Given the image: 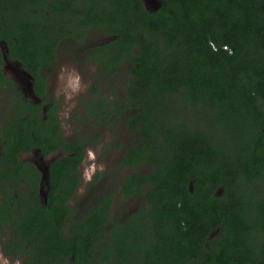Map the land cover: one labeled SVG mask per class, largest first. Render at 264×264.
I'll return each instance as SVG.
<instances>
[{
  "label": "trees",
  "instance_id": "1",
  "mask_svg": "<svg viewBox=\"0 0 264 264\" xmlns=\"http://www.w3.org/2000/svg\"><path fill=\"white\" fill-rule=\"evenodd\" d=\"M160 1L150 11L142 0H0V41L40 99L24 98L0 48L5 254L24 246L23 264H264V0ZM98 30L108 36L89 57L100 77L123 70L125 93L110 100L93 77L84 115L126 112L139 140L120 164L149 167L113 178L123 200L142 197L123 218L111 219L115 189L69 222L85 147L63 135L44 68L62 39ZM28 152L60 153L44 203L39 169L20 159Z\"/></svg>",
  "mask_w": 264,
  "mask_h": 264
},
{
  "label": "rangeland",
  "instance_id": "2",
  "mask_svg": "<svg viewBox=\"0 0 264 264\" xmlns=\"http://www.w3.org/2000/svg\"><path fill=\"white\" fill-rule=\"evenodd\" d=\"M88 36V42H94L100 41L108 35L102 30H98L91 31ZM63 48L66 49V51H61L63 63L57 74L53 73L49 77V81L51 80L49 98L57 102V113L64 134L73 139L80 136L85 147V156L80 166L82 180L71 202L77 207L76 214L78 215L96 202L98 203V199L102 194L116 189L112 201L111 219L123 218L128 210L139 205L142 197L123 200L117 189L119 180L114 181L113 178L115 176L122 178L133 170L148 169L149 165L146 163L138 168H124L120 164L125 149L131 144H136L139 136L136 132L127 128L126 112L114 110L111 107L110 119L97 121L84 115L83 105L87 101L89 86L93 77L99 85L98 93L107 95L110 100L114 99L115 93L122 98L125 93V72L120 70L118 73L100 77L97 74L96 62L82 61L83 59L78 56H73L74 62H72L67 57L68 49L72 48V44L66 42ZM7 96L8 92L0 93V111L4 108ZM57 155L58 153H52V155L43 158L28 152L21 154L20 159L36 161L42 167L49 159ZM98 174L101 177L98 178ZM94 179L97 183L88 186V183L93 182ZM97 186L99 187L96 188ZM9 263H11V260L3 257L0 253V264Z\"/></svg>",
  "mask_w": 264,
  "mask_h": 264
},
{
  "label": "flooded vegetation",
  "instance_id": "3",
  "mask_svg": "<svg viewBox=\"0 0 264 264\" xmlns=\"http://www.w3.org/2000/svg\"><path fill=\"white\" fill-rule=\"evenodd\" d=\"M88 35L86 36L84 42H78V41H75L73 39H70V38H67V39H62L59 43H58V46L56 48V54H55V58L50 61V65L48 66H45L44 68V72L45 74L48 76L47 77V83L45 85L46 87V90L47 92L50 94V86H51V80L49 81V77L51 76V74L55 73L57 74V72L59 71L60 67H61V64L63 63V58L61 57V51H66V49L63 48L64 44L66 42H70L72 44V48L68 49V53H67V57L68 59H70V61L74 62V57L73 56H78L79 58L83 59L82 61H88V62H96L95 60L91 59L89 56L91 55L92 53V45L94 44H97V43H101V42H105L103 40H100V41H94V42H88ZM81 52V54H80ZM8 66H6V64ZM97 67H98V63H97ZM9 69V70H8ZM3 70L4 72L10 77L12 78L17 84H18V87L20 88L21 92H22V95L25 97H30V98H33L34 99V102H38L40 101V99L37 97V95L34 93V88H33V84H34V81H35V77H33L32 74H30L26 69H24L22 67V64L20 61L16 60V59H7V60H4V65H3ZM26 81H29L32 83V93L27 89V84H26ZM94 82V79L92 78V82L90 84V86L93 84ZM89 86V87H90ZM89 95V93H88ZM87 95V97H88ZM49 106H51V102H46L44 104V106H42V111L45 112ZM84 107V105H83ZM58 114V113H57ZM58 117V121H59V114L57 115ZM60 125H61V122L59 121ZM62 128V127H61ZM63 135L68 139V140H72L73 138H68L64 132H63ZM84 144V143H83ZM56 153V152H55ZM35 154V153H34ZM36 155V154H35ZM52 155V154H51ZM58 155H60V153H58ZM57 155V156H58ZM50 156V155H49ZM57 156L53 157V158H56ZM40 157H43L42 155H40ZM53 158L49 159L48 162L45 164V165H48L54 160ZM53 159V160H52ZM22 160H27V161H33V160H29V159H22ZM33 163V162H32ZM43 165V166H45ZM123 178V177H122ZM93 180V179H92ZM91 180V181H92ZM97 183V182H96ZM94 184V183H93ZM92 185V184H91ZM39 186H40V183H39ZM94 187V186H93ZM99 186H97L96 188H98ZM24 189V188H23ZM78 191V188L76 189L74 195L76 194V192ZM120 192V190H119ZM39 195V194H38ZM74 195H72L67 203L70 207H73V212L69 213L68 216H67V219L69 220V222L75 220V219H79L83 216V214L85 213L86 210H84L83 213L81 214H76L77 213V207H75V205L72 204L71 202V199H73ZM40 196V195H39ZM40 200L44 203L46 200L43 199V197L40 196ZM97 204V202H96ZM111 207L112 205L110 206V209L109 211L111 212ZM66 227V226H65ZM7 231V230H6ZM10 237V234L8 235H4V236H0V253L3 257L5 258H8L11 260V263L9 264H23L25 258H26V255L24 253L25 251V247L23 246V248H18L15 252H12L10 254H5L4 253V250L10 248L11 249V243H10V246L8 247L6 244L9 242L8 238ZM7 242V243H6ZM15 260V261H13Z\"/></svg>",
  "mask_w": 264,
  "mask_h": 264
},
{
  "label": "water",
  "instance_id": "4",
  "mask_svg": "<svg viewBox=\"0 0 264 264\" xmlns=\"http://www.w3.org/2000/svg\"><path fill=\"white\" fill-rule=\"evenodd\" d=\"M144 6L146 7V9L150 10V11H153V10H156L160 4H161V1L160 0H142ZM111 37H109L110 39ZM0 48H1V51H2V55H3V58L4 60H7L9 59V55H8V52H7V47H6V43L4 41H0ZM26 84H27V89L32 93L33 89H32V83L29 82V81H26ZM36 154V153H35ZM55 159V158H53ZM52 159V160H53ZM36 166L37 168L39 169L40 173H41V178H40V186H39V195L41 197H43V199L46 200V197H47V191L49 189V171H48V165H45V166H39L36 161H32ZM190 185V189H192V186H191V183L189 184Z\"/></svg>",
  "mask_w": 264,
  "mask_h": 264
}]
</instances>
